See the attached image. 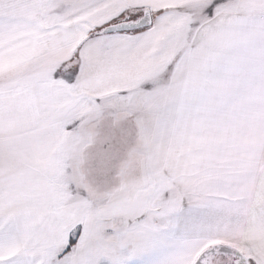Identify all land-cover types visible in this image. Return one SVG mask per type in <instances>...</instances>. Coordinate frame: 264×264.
Listing matches in <instances>:
<instances>
[{
    "label": "snow or ice",
    "instance_id": "snow-or-ice-1",
    "mask_svg": "<svg viewBox=\"0 0 264 264\" xmlns=\"http://www.w3.org/2000/svg\"><path fill=\"white\" fill-rule=\"evenodd\" d=\"M0 264H264V0H0Z\"/></svg>",
    "mask_w": 264,
    "mask_h": 264
}]
</instances>
